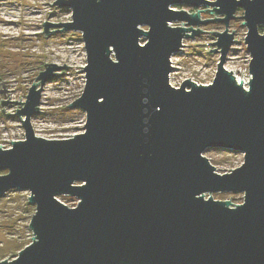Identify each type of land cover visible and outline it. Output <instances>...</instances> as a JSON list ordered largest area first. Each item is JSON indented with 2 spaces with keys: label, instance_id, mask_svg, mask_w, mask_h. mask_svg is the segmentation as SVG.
<instances>
[{
  "label": "water",
  "instance_id": "95a60500",
  "mask_svg": "<svg viewBox=\"0 0 264 264\" xmlns=\"http://www.w3.org/2000/svg\"><path fill=\"white\" fill-rule=\"evenodd\" d=\"M54 4L70 8L72 22L45 21V35L51 27L83 34L85 90L69 106L85 111L87 123L66 139L35 134L43 86L66 64L45 63L26 101H13L26 137L0 146V199L30 191L36 213L32 242L0 264H264V0ZM203 6L222 17L202 19ZM238 17L248 28V88L225 68ZM214 20L225 25L210 43L220 53L216 77L171 85L172 57ZM208 149L245 160L219 173ZM221 192L244 193L243 203L215 199Z\"/></svg>",
  "mask_w": 264,
  "mask_h": 264
},
{
  "label": "rangeland",
  "instance_id": "374dc122",
  "mask_svg": "<svg viewBox=\"0 0 264 264\" xmlns=\"http://www.w3.org/2000/svg\"><path fill=\"white\" fill-rule=\"evenodd\" d=\"M56 0H0V89L3 81H7L5 89L0 93V146L12 148V140L25 139V129L22 117L16 114L22 105L15 103L26 101L29 89L37 82L36 78L45 70V63L63 66L66 69L43 86L41 108L39 114L32 118L35 134L47 139H66L85 131L86 113L80 108L69 105L79 98L85 88L84 73L87 64V53L83 41V34L79 31L62 30L51 27L45 35L43 23L72 22L73 13L70 8L59 7ZM188 11L195 12L196 8L181 6ZM205 9L202 19H214L222 16L210 14ZM243 9H238L237 16H242ZM241 17L232 20L229 25L231 32L235 30L236 42L227 57L225 68L233 70L238 83L243 80L249 86L251 73L250 52L245 43L248 28L242 23ZM174 26L180 25L173 23ZM62 31H53V30ZM204 32L193 39H185V46L181 53L172 57L175 68L171 77V85L180 87L184 80L189 79L198 84H209L216 77L219 52L210 43L216 41L212 32H224L225 25L220 20H214L200 27ZM82 70V71H79ZM244 73H243V72ZM10 93V95H9ZM10 104L4 106L1 100ZM13 113L8 116L3 114ZM206 157L211 160L219 173H231L244 162V153L227 151L224 149H208ZM6 171L0 172V174ZM217 200H229L234 204H242L244 193L221 192L214 193ZM30 191L13 189L0 199V262L13 260L18 253L29 245L34 233L30 228L31 219L36 213L35 205L29 201ZM70 197V196H68ZM70 207L78 204V199L70 197ZM209 198V195L207 196Z\"/></svg>",
  "mask_w": 264,
  "mask_h": 264
},
{
  "label": "trees",
  "instance_id": "16d2710c",
  "mask_svg": "<svg viewBox=\"0 0 264 264\" xmlns=\"http://www.w3.org/2000/svg\"><path fill=\"white\" fill-rule=\"evenodd\" d=\"M263 30V29H262ZM63 202H65L67 205H69V202L73 199H71L70 197H66V196H60L59 197Z\"/></svg>",
  "mask_w": 264,
  "mask_h": 264
},
{
  "label": "built area",
  "instance_id": "2783aa9c",
  "mask_svg": "<svg viewBox=\"0 0 264 264\" xmlns=\"http://www.w3.org/2000/svg\"><path fill=\"white\" fill-rule=\"evenodd\" d=\"M173 65H174V64H173ZM171 77H172V74H171ZM236 79H237V78H236ZM250 79H251V77H250ZM250 79H249V80H250ZM170 81H171V78H170ZM238 81H239V80H238ZM238 81H237V82H238ZM243 83L246 85L247 82H244V81H243ZM246 88H247V87H246Z\"/></svg>",
  "mask_w": 264,
  "mask_h": 264
}]
</instances>
